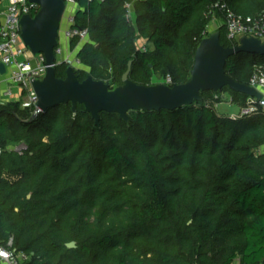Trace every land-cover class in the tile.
Segmentation results:
<instances>
[{
  "label": "trees",
  "instance_id": "1",
  "mask_svg": "<svg viewBox=\"0 0 264 264\" xmlns=\"http://www.w3.org/2000/svg\"><path fill=\"white\" fill-rule=\"evenodd\" d=\"M77 3L75 27L88 30L77 58L88 71H74L113 87L129 63L135 83L186 82L209 22L223 20L215 4L264 13V0ZM218 31L236 45L224 24ZM255 65L264 69V55L238 53L224 68L248 84ZM66 68L57 64L56 77ZM222 92L245 106L247 95L223 87L174 110L130 111L127 122L102 112L98 125L81 104L33 118L0 102V246L11 238L22 264H264V110L220 116ZM19 143L21 154L7 149Z\"/></svg>",
  "mask_w": 264,
  "mask_h": 264
},
{
  "label": "water",
  "instance_id": "2",
  "mask_svg": "<svg viewBox=\"0 0 264 264\" xmlns=\"http://www.w3.org/2000/svg\"><path fill=\"white\" fill-rule=\"evenodd\" d=\"M38 5L33 17L23 16L20 19L21 38L33 54H42L46 66L41 80L32 82L37 94L35 118L39 113L50 108L70 103L74 112L77 104L84 106L95 125L99 124L100 113H117L125 122L129 120V112L136 110H174L190 105L200 99V92H217L228 87L248 97L261 96L253 87L235 81L225 72L227 59L238 53L264 55V41L252 37H242L234 46L220 43L219 32L204 37L196 47L190 76L181 84L167 85L154 83L142 85L129 79L130 64L122 74V84L110 89V85L90 76L80 80L72 66H67L63 78L56 77V57L54 48L58 44L64 0H28ZM5 70L0 63V73ZM68 248L75 246L73 242L66 244Z\"/></svg>",
  "mask_w": 264,
  "mask_h": 264
},
{
  "label": "built area",
  "instance_id": "3",
  "mask_svg": "<svg viewBox=\"0 0 264 264\" xmlns=\"http://www.w3.org/2000/svg\"><path fill=\"white\" fill-rule=\"evenodd\" d=\"M100 1V0H99ZM64 14L61 20V34L64 39H77V48L88 40L87 28L75 27V14L79 9L77 0H64ZM223 13V24L225 26L226 38L229 41L239 43L242 37H252L264 40V13L257 16H242L234 13L224 4H215ZM130 4H127L128 13L126 18L130 19ZM38 11V5L28 0H0V63L4 65V72L0 73V84L5 87L0 91V102L17 101L37 110V94L32 82L41 80L45 75V63L42 54H33L24 44L21 38L20 19L23 16L33 17ZM65 25V27H63ZM145 50L144 47H142ZM73 49H65L58 42L54 48L56 63H65L72 66L74 70H80L81 63L72 52ZM159 83L171 85L170 77H165ZM261 93L259 98L248 97L245 106L241 107L237 117L250 116L264 110V69L262 65H255L252 75L247 84ZM222 98V97H220ZM232 118H236L232 117ZM23 143L7 146V149L21 154L25 150ZM7 246H0V260L6 264H22L27 259L26 254L14 252Z\"/></svg>",
  "mask_w": 264,
  "mask_h": 264
},
{
  "label": "rangeland",
  "instance_id": "4",
  "mask_svg": "<svg viewBox=\"0 0 264 264\" xmlns=\"http://www.w3.org/2000/svg\"><path fill=\"white\" fill-rule=\"evenodd\" d=\"M221 20H222V18L220 17V15L212 17V19L208 25L207 36L218 32L219 27L221 25ZM61 28L59 31L60 35H59L58 41H59L60 45L63 46L64 38L61 34ZM262 41H264V40H262ZM139 44H140V46H142L144 44V41L139 42ZM159 80H160V77L153 76L152 77V84L157 83ZM109 88L114 89L115 86L113 87L110 85ZM218 96L222 97V100L215 104V111L218 115L230 116V115H235L236 113H238V104L230 102L231 100L229 99L227 92L218 93ZM20 105L23 108L33 109L31 106L26 105L24 103V101H22L20 103Z\"/></svg>",
  "mask_w": 264,
  "mask_h": 264
},
{
  "label": "crops",
  "instance_id": "5",
  "mask_svg": "<svg viewBox=\"0 0 264 264\" xmlns=\"http://www.w3.org/2000/svg\"><path fill=\"white\" fill-rule=\"evenodd\" d=\"M130 15H131V18L134 20L135 17H134V13H133V10H132L131 7H130ZM222 25H223V20H221V25L220 26H222ZM63 27H65V25H63ZM207 29H208V26H207ZM63 46L65 47V49H67V48L70 49L71 48L70 47V40L64 39ZM80 46L81 45H79L77 48H73V50H72L73 52L72 53L74 55H77V51L80 48ZM80 69L88 71V68L83 66V65L80 66ZM4 87H5L4 84H0V91H2L4 89ZM262 93L264 94V90H262ZM228 97L231 100L230 94H228ZM230 102H232V100ZM232 103H234V102H232ZM240 109H241V107L238 106V113H236L235 115H230L229 117H235V116L237 117L239 112H240ZM220 116H224V115H220ZM0 264H6V263L0 260ZM233 264H238V260H236Z\"/></svg>",
  "mask_w": 264,
  "mask_h": 264
}]
</instances>
